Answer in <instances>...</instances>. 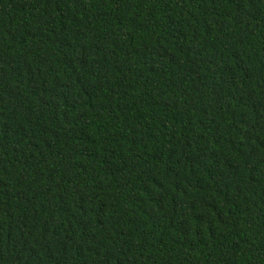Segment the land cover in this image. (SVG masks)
<instances>
[{
	"label": "trees",
	"instance_id": "obj_1",
	"mask_svg": "<svg viewBox=\"0 0 264 264\" xmlns=\"http://www.w3.org/2000/svg\"><path fill=\"white\" fill-rule=\"evenodd\" d=\"M0 264H264V0H0Z\"/></svg>",
	"mask_w": 264,
	"mask_h": 264
}]
</instances>
